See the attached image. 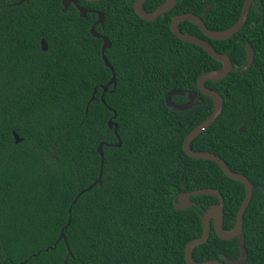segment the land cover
<instances>
[{"label": "trees", "instance_id": "trees-1", "mask_svg": "<svg viewBox=\"0 0 264 264\" xmlns=\"http://www.w3.org/2000/svg\"><path fill=\"white\" fill-rule=\"evenodd\" d=\"M18 1L0 0V264H187L184 247L201 236L203 210L218 199L192 196L196 206L185 209L175 203L178 194L202 188L222 195L223 229L230 231L243 185L182 148L213 108L196 80L221 63L177 39L169 25L173 16L193 13L209 30H226L244 0H177L148 22L134 13L135 0H77L104 17L95 30L110 42L104 55L116 78L104 102L111 72L101 59L102 41L89 32L95 16L81 17L72 4L63 11L62 0ZM165 1L146 0L142 9L152 12ZM178 28L232 62L224 79L205 82L222 95L223 108L190 148L213 153L251 182L244 264H264V0H253L245 25L226 40H211L190 22ZM246 44L254 54L249 66ZM172 89L193 90L200 100L170 111L164 96ZM113 115L116 134L107 126ZM100 143L101 183L94 185ZM223 255L240 256L237 240L211 230L192 259Z\"/></svg>", "mask_w": 264, "mask_h": 264}, {"label": "water", "instance_id": "water-1", "mask_svg": "<svg viewBox=\"0 0 264 264\" xmlns=\"http://www.w3.org/2000/svg\"><path fill=\"white\" fill-rule=\"evenodd\" d=\"M29 0H19L15 5H21L24 2H28ZM88 2H98L103 0H86ZM146 0H135L133 3V11L134 13L140 17L141 19L145 21H153L158 16H164L167 12L172 10L176 4L177 0H166L161 5H159L157 8H155L152 12H145L142 9V4ZM253 0H244L241 14L238 18V20L229 28L222 31H211L209 30L202 19L199 16H196L191 13L186 14H179L172 17L169 30L175 36L177 39L187 42L193 45H196L200 48H202L211 58L221 63V67L216 70H210L207 72H204L200 74L196 80V87L200 94H203L207 97H209L212 101L213 108L210 116L206 118L203 122H201L198 126H196L190 133L185 137L183 140L182 148L184 153L189 156L192 159H200V160H209L217 164L222 172L230 179L240 182L244 187V198L239 206V209L236 213L235 223L233 228L230 231H225L223 229V209H224V201L222 198V195L215 189H209V188H202L197 189L189 192H184L178 194L177 202L175 203L176 209H185L187 207L196 206L195 202L191 201L192 196L196 195H207L211 197H217L218 203L210 205L206 210L203 211V216L201 219L202 223V234L200 237L193 239L189 241L185 247H184V259L187 264H244L247 260V252L244 247V237H243V215L245 210L247 209L250 200L252 198L253 193V186L249 179L240 173L231 171L226 163L219 158L218 156L214 155L213 153L206 152V151H193L190 148V143L204 130H206L221 114L222 108H223V97L220 93H218L215 90L209 89L205 86L206 81H215V80H221L224 79L228 73L233 69L232 62L230 58L226 54H220L218 53L210 44L208 41L194 36L189 35L180 32L178 28V24L182 21L190 22L198 27V29L201 31V33L215 41L220 40H226L230 37H232L234 34L239 32L241 28L245 25L248 13L250 10V6L252 5ZM72 3L78 10L79 15L81 17H85L87 10L84 8H81L77 5L75 0H62V6L63 11L66 10L67 6ZM255 5V4H254ZM206 11H204L205 13ZM98 20L94 23V25L90 28V34L94 37L101 38L103 41V45L101 47V58L104 62V65L106 68H108L111 72V77L107 84L102 87V94H101V101H103V97L105 92L107 91L109 86H112L113 91L116 86V78H115V72L109 63V61L106 59L104 52L110 47V42L106 37H102L100 35H97L94 31L95 25L100 23L103 19L102 13H97ZM41 47L42 50H46V44L43 40H41ZM246 50H247V66H249L252 63L253 60V51L249 44H246ZM173 78V76H171ZM96 92V89L93 90V94L91 96V100L94 98V94ZM185 90L180 89H174L168 92L164 96L165 105L170 111H184L186 109H189L195 105L198 104V101L200 100V97L198 93H193L191 91L187 92V102L182 105H177L172 103L171 98L174 96H182L185 94ZM226 96V95H225ZM115 119V115L112 116L107 121V126L110 129H113L114 133L116 134V130L118 128V125L113 121ZM241 132L244 131V127L240 129ZM117 136V135H116ZM15 142L17 143L20 141V138L14 134ZM121 144L120 140L118 139V142L114 145L115 147H119ZM103 144L100 143L97 147V151L100 155V169L98 178L95 181L94 185L96 183H101V175H102V168H103V151H102ZM91 187L87 188L90 189ZM85 191V190H84ZM80 194L75 198V200L79 197ZM75 202V201H74ZM70 221V217L68 218L67 224ZM212 223V224H211ZM66 224V225H67ZM211 228L215 232L216 236L220 238L221 240H233L237 239V244L240 249V256L237 259H230L226 256L222 257V260H207L203 262H196L192 259V252L194 248L197 246H200L206 242L208 239L209 233ZM63 238V229L60 231V235L58 239Z\"/></svg>", "mask_w": 264, "mask_h": 264}, {"label": "flooded vegetation", "instance_id": "flooded-vegetation-1", "mask_svg": "<svg viewBox=\"0 0 264 264\" xmlns=\"http://www.w3.org/2000/svg\"><path fill=\"white\" fill-rule=\"evenodd\" d=\"M76 1V3H77V5H78V1L77 0H75ZM86 1V0H85ZM70 4H72V3H70ZM73 5V4H72ZM74 6V5H73ZM80 7V6H79ZM82 8V7H81ZM84 9H86L87 10V13H86V15H85V17H83V18H86V16H87V14H93L94 16H95V19L93 20V22H92V24H91V26L89 27V32H90V28L94 25V23L98 20V15H97V13H102V12H100L99 10H96V9H92V8H84ZM209 9V7H207V8H205L204 10H203V12H202V14L203 15H205L206 14V12H207V10ZM171 11V10H170ZM169 11V12H170ZM204 11H206L205 13H204ZM183 14H186V13H183ZM191 14H193V13H191ZM103 15V14H102ZM179 15V14H178ZM195 15V14H194ZM165 16V15H164ZM196 16H198V15H196ZM174 17V16H173ZM200 17V16H199ZM104 18V17H103ZM172 19V18H171ZM202 19V18H201ZM103 20L104 19H102V21L100 22V23H98L97 25H95V27H94V31H95V33L97 34V35H100V36H102V37H106V36H103L102 34H100L98 31H96L95 29H96V27L98 26V25H101L102 23H103ZM154 21V20H153ZM203 21V20H202ZM148 22V21H147ZM170 22H171V20H170ZM181 23V22H180ZM179 25V24H178ZM94 37V36H93ZM95 38H97V37H95ZM107 38V37H106ZM98 39H100L101 41H102V39L101 38H98ZM109 41V40H108ZM102 45H103V41H102ZM102 45H101V47H102ZM100 54H101V50H100ZM102 59V58H101ZM103 61V60H102ZM104 63V62H103ZM172 78V77H171ZM172 90H174V89H172ZM171 91V90H170ZM170 91H168V92H170ZM189 91H191V92H193V93H196L195 91H193V90H189ZM189 91H186L185 92V94L184 95H182L183 97H184V99H185V102H183L182 104H184V103H186L187 102V92H189ZM167 92V93H168ZM173 100V97L171 98V101ZM172 103H174L173 101H172ZM175 104V103H174ZM182 104H177V105H182ZM204 211V210H203ZM202 216H203V214H202ZM212 224V223H211ZM211 230H213L212 228H211ZM211 230H210V232H211ZM209 235H210V233H209ZM209 237V236H208ZM237 240V239H236ZM207 241V240H206ZM195 249V248H194ZM224 256V255H223ZM222 256V257H223ZM222 257H221V260H222ZM227 257V256H226ZM239 258V257H238ZM237 259V258H236ZM212 260H218V259H212Z\"/></svg>", "mask_w": 264, "mask_h": 264}]
</instances>
